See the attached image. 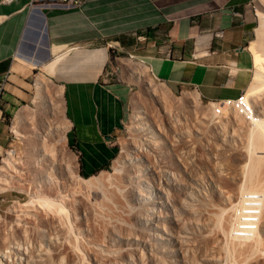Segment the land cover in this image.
<instances>
[{
    "label": "rangeland",
    "instance_id": "obj_1",
    "mask_svg": "<svg viewBox=\"0 0 264 264\" xmlns=\"http://www.w3.org/2000/svg\"><path fill=\"white\" fill-rule=\"evenodd\" d=\"M40 2V0H35L34 3L39 4ZM251 7V18L254 20V31L246 45L250 58H252V55L248 46H250L251 41L256 39V28L259 25V15L258 13L256 14V12L260 11L264 13V0H260V2L259 0H253L251 2ZM120 57L117 63L113 61L114 65L121 69L120 73L117 70L114 80L129 84L131 86V93L129 98V117L122 130L116 136L117 152L114 160L118 158V156H121L124 150H131L132 146L139 141L138 139L141 138V140H143L147 137L146 131L151 130L152 133H149V137H153V142L155 141L156 143H152V145L154 144L153 150L147 149V151L141 152V154H145L146 152L145 155L143 154L144 166L147 168L146 171H148L147 175L150 180L153 176H156L155 182H158V175L162 173L161 171L165 170L170 174L171 178L167 181L169 187H167L166 183L162 185L165 186L168 195L167 197L165 194V198L167 197L172 204L174 203V212L171 210H165L166 212L160 211L161 215L154 220V218H151L152 215L150 216L148 213L147 208H145V212L140 211L139 208L137 211V202H135L133 198L136 183L134 179L130 181L129 179L123 180V178H125V172L119 173L114 170V160L107 169L90 176H96L104 172L118 177L117 182L119 183V181H121L119 184L120 186L122 185L123 193H119L116 188L107 183L100 188L99 186H87L84 178H89L90 176H82L77 173L73 156L69 152L66 144V139L64 140V150H55L57 160L55 162L56 167L54 166L55 169H53L54 171L44 169L41 175L42 178L46 177L48 179V174H54L49 176L51 178L53 177L51 185H53L54 190L59 192V195L57 194L58 197L52 195L50 191L47 192V189H44L45 187H42L40 190L36 189L39 187L37 185H40V181L35 172L31 174L28 171L31 170L32 172L38 169H34L33 167L30 168L29 166L26 167L25 163L22 161L23 156L31 149V142L27 140L24 141L22 137L16 134L15 129L17 124L16 114L19 110L24 109L26 112L32 113V111L35 112L38 107V103L34 99L36 95V79L38 76L47 79V77L41 73L42 71L38 69L31 80V99L30 101L19 103L14 108L15 111H13L7 121L9 142L7 146L0 148V166L3 165L2 162L5 160L8 162L11 161L15 165L12 169H9V166L7 168V165L0 167V247L3 246L2 242H5V239H9L10 241H8L10 243L12 242L13 245L20 247L19 249L21 252L17 250V254L11 253L7 258L0 257V264L250 263V260L253 261L258 256H253L254 259H252L253 257L251 258L248 254L250 251H247V253L245 252L249 249L253 250L248 247V245L254 242L252 238H248L249 241H241L242 243H239L241 239H236V241H234L236 243V248H232V246L235 245L234 242V244L226 245L225 239L223 238L222 240H213L214 232H212L211 235L213 237H210L207 234L208 232H204V237H200L196 235V232H198V230L200 232L201 226L194 221L195 219H193L187 209L188 205L190 209V206L194 205L196 200L201 196L212 193V189H215V187L217 188L218 185L222 187L221 189L225 188L224 190H229L230 193L236 192V196L240 195V191L238 190L239 185L243 183L246 178L245 173L243 174L242 172L246 170V165L248 164V156H246L248 152V142H246L247 133L245 131L250 121L243 115V122L241 120L239 121L240 123L242 122V124L239 123V125L243 127L242 130V127L240 128L239 125L232 124V120H234L232 117V111L234 110L232 105L218 101L212 102L202 100L198 94L192 90L172 92L166 84L155 79L147 67L148 76L153 82L152 85L162 88L164 91L163 95L165 94L164 96L162 95V101H155L145 93L146 90L142 83L136 81L133 77V73L131 72L134 68L128 70L127 67H124V65L127 66V64H124L122 60H126V56ZM64 60V56L56 58L53 62L50 60L48 63H45V65H47L46 67L43 65V69L48 73L53 72V70L56 72V69L59 67H64L63 65L66 63ZM130 62L134 63L139 61L132 60ZM250 67V81L243 93L247 90L248 94L255 101L254 104L262 102L263 104H261L264 106V83L259 82L257 84L258 88L254 95H252V91L249 90V86L253 85V74L257 72V67ZM259 74L260 79L264 80V61L260 65ZM50 79L51 87L48 88L47 93L49 97L55 99V103H57L56 110L51 111L50 119L51 121L52 119L56 121L58 118L62 121L65 119L67 122L64 111L65 94L63 83L53 78ZM58 88H62L60 97L53 95L54 90ZM1 91L2 89H0V93ZM194 95L198 96L199 107H193L191 101L182 103L181 100L184 97H193ZM187 99L190 100V98ZM213 103H216L218 107L220 106L219 109L222 112L224 110L223 113H220L219 118H221V120L223 119V121L226 119L225 122L228 121L222 129L214 128L213 122L217 119L219 120V118H215L210 122V118L208 117L210 114L208 116L205 115L207 113L203 114L206 110L205 107ZM140 109L143 110L145 114L143 120L144 124L142 126H144L145 129L147 125L146 127L148 128L146 130L142 128L134 129V126L138 122L135 120V114L136 111ZM261 109V107H258L257 110L259 112L257 113L259 116L261 115L263 119V111ZM199 123L201 126H198ZM202 125H204V128ZM30 127L31 125H29V123L26 124V128ZM133 140L135 143L132 142ZM141 142L143 143V141ZM142 143L139 141L137 144L141 145ZM10 150H13V152L16 151L15 155H17V158H15L14 154H10ZM254 155L261 156L264 159V150L256 149ZM18 156L22 158L20 159ZM19 159L21 160L20 163ZM12 165H10V167H12ZM20 166L23 168L20 169ZM19 169L23 171L27 169L28 171H24L23 174L27 175V173H30L31 175L25 177L22 173H18ZM155 171H158V173H155ZM47 172L50 173L47 174ZM150 175H152V177ZM31 179L34 183L30 182L32 181ZM118 179L121 180L118 181ZM27 180H29V182ZM107 185L108 187H106ZM167 188L168 190L171 188L169 190L170 193L167 191ZM71 190L72 192H76L75 190L78 191L77 201L76 199L70 200V198L67 197V194H69ZM146 191H150V189H144V187H142V193L144 192V194H146ZM41 194L45 196L50 195V199L53 197L54 203L63 206L62 211H58L54 206L42 204L43 195L41 196ZM124 199L128 201L125 202ZM185 200L188 205L183 202V204L185 203L186 205H182L186 207L183 208L181 207V203ZM160 209L161 207L159 210ZM54 215H60L61 221L63 220L57 226L50 225L47 221ZM149 218L153 221L149 220ZM184 219H187V223ZM64 227H66V232L62 230ZM206 234L209 237H206ZM205 237L207 238L206 240ZM230 239L233 241V238ZM241 245L242 247H238ZM39 248L45 249H41L40 251ZM254 250L258 252L257 248ZM44 251H50L53 257L45 260L46 258L43 257L45 254ZM72 251L74 254H72ZM41 252H44L43 255ZM242 252L246 254L245 257L249 256L251 259L245 258ZM50 253L49 257L51 256ZM253 253L254 252L251 251L252 255ZM76 259H78V261ZM261 260L262 259H260V261Z\"/></svg>",
    "mask_w": 264,
    "mask_h": 264
},
{
    "label": "crops",
    "instance_id": "obj_2",
    "mask_svg": "<svg viewBox=\"0 0 264 264\" xmlns=\"http://www.w3.org/2000/svg\"><path fill=\"white\" fill-rule=\"evenodd\" d=\"M252 1L86 0L62 8L0 0V148L9 142L14 108L31 99L38 69L63 83L66 144L82 176L112 164L129 117L131 86L114 80L120 56L143 62L172 92L192 90L212 102L237 98L253 66L246 47ZM53 47L69 55L48 73L43 65L56 60Z\"/></svg>",
    "mask_w": 264,
    "mask_h": 264
},
{
    "label": "bare ground",
    "instance_id": "obj_3",
    "mask_svg": "<svg viewBox=\"0 0 264 264\" xmlns=\"http://www.w3.org/2000/svg\"><path fill=\"white\" fill-rule=\"evenodd\" d=\"M259 2H260V0H259ZM257 13L259 15V25L256 28V33H255L256 39L251 41L250 46H248V49H249V51H251V55H252L253 68L257 67V72H255V74H253L254 75L253 85L249 86V90L252 91L251 92L252 95H254L256 93V89L258 88L257 84L259 82L264 83V80L260 79V74H259L260 73V65L264 61V13L260 12V11L256 12V14ZM251 17H252V14H250V18ZM67 51H68V49L63 51L62 47H53L52 48V52L56 53V58H60L62 56H64L66 58L69 55V54L67 55ZM75 53L76 52H74V54ZM76 55H77V53H76ZM89 55H91V54H89ZM76 58H77V56H76ZM130 61L131 60H122V62L124 64H127V66H125L123 64L124 67L125 68L127 67L128 70H130L131 68H134V70L132 69L133 71L131 73H133V77L135 78L136 81H140L142 83V85L144 86V89L146 90L145 93L148 96L152 97L155 101H162V99H163L162 95H163L164 91L162 90V88H158V87H155L152 85L153 82H152L151 78L148 76L147 66L142 62L132 63ZM50 87H51V79H48V78L46 79L45 77L38 76V78L36 79V95L34 98L38 103V107H37L36 111L35 112L32 111V113L31 112L28 113L24 109H21V110H19V112H17V114H16V119H17L16 123L17 124H16L15 132L17 135L22 137V139L24 141L27 140V141L31 142V149L27 152L26 155H24V156L22 155L23 156V158L21 157L23 159L22 161L25 163L26 167L29 166L30 168L33 167L34 169H38L36 171L33 169L34 171L31 172V170L28 171L27 169H29V168H27L24 171H28L31 174L33 172L36 173V176L40 181V185L36 184L40 188L37 187L36 189L40 190L42 187H45L44 189H47V192L50 191V193L52 195L58 197L59 192L57 190H54L53 185H51L53 177L51 178L50 176L54 175V174L50 175V174H48L50 172H47V174H48L47 177H49L48 179L46 177H45L46 179L41 177L44 169H48L49 171H54L53 169H55L54 166H55V162L57 160V158L55 156L56 155L55 150H57V151L64 150V146H65L64 140L66 139L65 133L68 129V122H66L65 119H64V121L60 120L59 118L56 121L53 119L51 121V119H50L51 111H55L57 108V103H55V99H53L52 97H49V95L47 93V90ZM61 94H62V88H58V89L54 90V93H53L54 96L56 95V96L60 97ZM244 96H245L247 102L252 106V108H254L256 114H254L253 117L249 120L250 123H248L249 126H247L249 129L248 128H247V130L245 129L246 130L245 132L247 133V135H246L247 141L246 142H248L247 143L248 148L245 146L248 150V152L246 153V156H248V164L246 165V170L242 169V170H244V172H242V173L243 174L245 173L246 178L244 177L245 180L243 178V180H244L243 183H241L239 185V188H238V190L240 191V195H238L239 197L236 196L237 195V194H235L236 192L230 193L229 190H227V189L224 190L225 188L221 189L222 187H219V185H218L217 188L215 187V189H212L213 190L212 193L207 194V195H203V196L200 195L201 197L196 200L194 205L190 206V209L188 208L189 205L186 203V200L182 201L181 207H183L182 205H185V203L188 205V207H187V209L189 210L188 212L190 213V215H192L193 219H195L194 221H196L198 223V225L201 226L200 232L198 230L199 234H198V232H196L197 234L195 233L196 235H199L200 237H204L203 236L204 232H206V233L208 232L207 234L210 237H213L211 235H212V232H214L215 238L213 237V240H220V239L222 240V238H223V239H225L224 241H225L226 245L227 244H229V245L234 244L235 243L234 241H236V239H239V240L241 239L240 242L239 241L238 242L242 243L241 241L244 242V241L248 240V238L249 239L252 238L254 240V242H253V244L248 245V247H250L253 250L255 248H257L259 253L256 252L255 250L254 251L250 250L249 248H247L249 250H246V251L244 250L246 253H247V251H250L248 254H249V256H251V258L253 256L258 255L256 257V259H254V257L252 258L255 260V261L253 260L254 262L252 260H250L251 262L248 264H264V260H263L264 259V159L261 156L254 155L256 149H263L264 150V106L262 105L263 104L262 102H260L259 104L257 103L259 106L257 104H254L255 101L248 94L247 90L245 91ZM187 98H190V100ZM181 101H182V103H186L188 101L189 102L191 101L192 106L195 108H196V106L197 107L200 106V104L198 102V96H195V95L193 97H191V96L190 97H184ZM219 107L216 105V103H213V104L205 107L206 110L203 112V114L207 113V114H205L207 116L210 114V116H208L210 118V122H212L213 119L220 117V113L222 111L219 109ZM258 107L262 108L261 110L263 111L262 112L263 119L261 118V115L259 116V114L257 113V112H259L257 110ZM166 109H168V108H166ZM193 110H194V108H193ZM237 110L234 109L232 111L233 115L231 114L232 117L234 118V120H232L233 125H239V123H240L239 121L240 120L242 121V117L244 115L239 110L238 111ZM223 112H224V110H223ZM229 114H230V112H229ZM144 118H145L144 111L141 109L137 110L136 114H135V120H137L138 122L134 126L135 130L140 129V128H142L143 130H146L148 128V127H146L147 125L145 126V129H144V126H142L144 124V121H143ZM228 120H229V118H228ZM225 121H226V119H224V121H223V119L221 120V118H219V120L217 119L216 121L213 122L214 128L222 129L224 127V125L227 124V122H228V121L227 122H225ZM242 122L240 124H242ZM28 123H29V125H31L30 128H26V124H28ZM198 126H201L200 123ZM203 126L204 125H202V127ZM239 127L241 128L242 126L239 125ZM206 128H207V126H206ZM242 130H243V127H242ZM146 133H147V137H145V138L143 137L144 138L143 140H141V138L138 139L140 141V143H142L141 141H143V143L141 145L137 144L139 142V141H137V143L132 146L131 150L130 149L124 150V153L121 156H118V158H116L114 160L113 165H114V170H116L117 172H119V173L125 172L124 173L125 178H123V180L129 179V181H130L131 179H134L136 186L134 189L133 198H134L135 202H137V205H136V206H138L136 208L137 211L139 208L140 211L145 212V208H147L150 216L152 215L151 218L152 219L154 218V220H155L157 217H159L161 215L160 211L161 212H166V211H170V210L173 211L174 210V207H173L174 203L172 204V202L169 201V199L167 198L168 195L166 193L165 186L162 185L163 183L167 184V181H169V179L171 178L168 171H165V170L161 171L162 172L161 174H163V175H161V174L158 175V178H159L158 182H155L156 176L155 177L153 176V178L150 180L149 176L147 175L148 171H146L147 168L144 166L145 164L143 162V159H144L143 154L144 153L141 154V152L147 151V149L153 150V148H154L153 145L156 142L155 141H154L155 143L153 142V140H154L153 137H151V136L149 137V135H150L149 133H152L151 130L146 131ZM246 133H244V134H246ZM236 134H237V132H236ZM241 135H243V134H241ZM132 142L135 143L134 140ZM152 143H154V144L152 145ZM15 152L16 151L13 152V150L12 151L10 150V154H14L15 158H17V155H15ZM145 154H146V152H145ZM18 158H20V157L18 156ZM20 159H19V163L21 161ZM2 163H3V165L0 167L6 166V165H7V168L9 166V169H12L13 167H15L14 163H12L11 161L8 162L7 160H5ZM10 165H12V167H10ZM19 168L22 169L23 167L20 166ZM244 168H245V166H244ZM20 169L18 170V173L23 174L24 171L20 170ZM16 171H17V169H16ZM45 172H46V170H45ZM25 173H27V172H25ZM30 173H27V175L26 174H23V175H25V177H26L28 175H31ZM155 173H158V171L157 172L155 171ZM143 176H145V177H143ZM150 176L152 177V175H150ZM162 176H165V177H162ZM117 178L118 177H116V176H112L110 174H106V173L102 172L96 176H90L89 178H84V181H85L87 186H90V187H92V186L98 187L99 186V188L104 186L107 183L110 186L116 188L119 191V193H121V192L123 193V188L121 187L122 185L120 186V184H119L121 182L119 180H121V179H118V181H119V183H118ZM54 179H56V178H54ZM161 179H162V181H161ZM27 181L29 182V180H27ZM30 182H33V180ZM82 182H83V180H82ZM30 184H32V183H30ZM42 185H44V186H42ZM56 185H58V184H56ZM82 185H81V187H82ZM33 186H35V185H33ZM106 187H108V185ZM142 187H144V189L148 188V189H150V191H146L147 193L144 194V192L142 193ZM167 187H169L168 184H167ZM170 189L171 188H169V190ZM169 190L167 188V191L170 193ZM75 191L76 192H74V191L72 192V190H71V192H69V194H67V197H69L70 200L77 198V195H78L77 192L78 191L77 190H75ZM45 192H46V190H45ZM109 192L112 193L111 191H109ZM37 193H38V191H37ZM64 194H66V193H64ZM165 194L167 195L166 198H165ZM42 195L43 194H41V196ZM236 197H238V198H236ZM195 198H196V196H195ZM77 200L78 199H76V201ZM181 200H183V199H181ZM67 201H69V200H67ZM124 201H125V199H124ZM126 201H128V200H126ZM183 202H185V203L183 204ZM121 203H123V202H121ZM42 204L47 205V206H54L58 211H62V208H63V206L61 204L54 203L53 197H52V199H50V195L49 196L43 195ZM160 207H161V209L159 210ZM183 208H186V207H183ZM142 209H144V210H142ZM184 211H186V210H184ZM146 214H147V212H146ZM186 217H184V218H186ZM63 219H64V217H63ZM152 219L149 218V220H152ZM193 219H190V220H193ZM106 220L109 221L108 219H106ZM184 220H186V223H187V219H184ZM47 221H48V224L57 226L63 220L61 221L60 215L59 216L54 215L52 218H49V220H47ZM103 222H104V220H103ZM116 222H117V220H116ZM139 226H140V224H139ZM144 226H146V225H144ZM59 228H60V226H59ZM65 229H66V227H64L62 230H65ZM65 232H66V230H65ZM207 234L205 235L206 237L208 236ZM206 237H205V240L207 239ZM228 237H229V239L233 238V241L231 239L229 241ZM6 240L7 239L4 240L5 242L1 241L3 246L0 247V257L7 258L8 255L11 253L17 254L18 251L20 252L19 246L13 245L12 242L10 243L9 239H8L9 241L8 240L6 241ZM234 246H232V248H236V243ZM238 247H242V245L238 246ZM41 249H45V248H41ZM41 249H40V251H41ZM251 251L254 252L253 255L251 254ZM44 252H45V254L43 255ZM44 252H41V253H42L43 257L46 258V259L44 258L45 260H47V258L53 257V255H51L50 251L49 252L44 251ZM255 252H256V255H255ZM47 253H48V256H47ZM49 253L51 255L50 257H49ZM72 254H74L73 251H72ZM72 254H71V256H72ZM243 255L245 257L246 254L243 253ZM249 256L248 257L246 256L247 259H251V258H249ZM140 258H142V257H140ZM247 259H245V260H247ZM260 259H262V260L260 261ZM48 260H50V259H48ZM76 260L78 261V259H76Z\"/></svg>",
    "mask_w": 264,
    "mask_h": 264
},
{
    "label": "built area",
    "instance_id": "obj_4",
    "mask_svg": "<svg viewBox=\"0 0 264 264\" xmlns=\"http://www.w3.org/2000/svg\"><path fill=\"white\" fill-rule=\"evenodd\" d=\"M7 1H12V0H7ZM40 1L47 6H58V7H62V8H73V7L81 6L86 0H40ZM119 58H121V57H119ZM139 62H141V61H139ZM117 70L119 71V73L121 72V69L118 66H117ZM155 79H157V78H155ZM218 102L227 103V104L232 105L234 109H236V110L238 109L241 113H243L244 116L246 118H248V120H250L253 117V115L256 114L254 108H252V106L247 102V100L244 96V93H242L240 96H238L235 99H229V100L218 101Z\"/></svg>",
    "mask_w": 264,
    "mask_h": 264
}]
</instances>
